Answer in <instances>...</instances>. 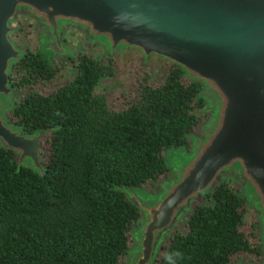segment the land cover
Returning <instances> with one entry per match:
<instances>
[{
  "label": "trees",
  "instance_id": "16d2710c",
  "mask_svg": "<svg viewBox=\"0 0 264 264\" xmlns=\"http://www.w3.org/2000/svg\"><path fill=\"white\" fill-rule=\"evenodd\" d=\"M49 51L26 49L13 60L9 80L21 90L6 111L30 134L58 126L43 140L46 170L17 168L12 148L0 145V264H125L131 229L141 211L116 185L158 186L168 173L166 151L188 146L191 132L211 111L203 83L169 60L158 83L142 76L111 104L96 83L113 61L80 54L73 76L42 85L64 67ZM233 174L174 228L154 264H237L235 255L264 254V239L244 227L247 196Z\"/></svg>",
  "mask_w": 264,
  "mask_h": 264
},
{
  "label": "water",
  "instance_id": "95a60500",
  "mask_svg": "<svg viewBox=\"0 0 264 264\" xmlns=\"http://www.w3.org/2000/svg\"><path fill=\"white\" fill-rule=\"evenodd\" d=\"M19 10L54 36L64 22L110 50L169 59L188 79L201 80L202 95L213 102L202 135L172 153L157 191L115 186L142 214L125 264H154L178 220L227 173L241 183L264 236V0H0V145L14 150L17 168L29 163L44 174L43 140L58 126L26 134L5 116L10 67L21 54L9 38Z\"/></svg>",
  "mask_w": 264,
  "mask_h": 264
},
{
  "label": "rangeland",
  "instance_id": "374dc122",
  "mask_svg": "<svg viewBox=\"0 0 264 264\" xmlns=\"http://www.w3.org/2000/svg\"><path fill=\"white\" fill-rule=\"evenodd\" d=\"M38 20L39 19L35 18L29 12L25 10H19L10 22L12 31L9 33V38L21 50L44 49L66 62L67 65H64L60 72H57L54 77L49 79V81H46L42 85L43 88H51L55 84L67 81L73 76L75 73V65L73 62H71V60L76 49H88L90 52L96 53V57H101V59H108V56L112 58L114 66L112 72L102 74L98 79L95 88L96 92H105L109 97L111 104L118 102L122 91H126L132 87H137L139 80L143 75L148 76L151 82L158 83L165 75L167 67L169 66V59L156 54L144 56L139 50L135 48L118 47L110 50L103 39H99L101 43L96 42V44H89L85 39L87 37L85 30L70 24L64 27L63 36L59 42V45L56 46L51 39L42 37L41 33L45 30V27L40 21L37 22ZM20 92L21 90L17 91V89H12V91L8 93L6 100L8 101L9 105L6 107L5 113L11 108V104H13V102L19 97ZM205 97L208 98L207 96ZM209 101L212 110L213 102L210 99ZM210 114L211 111L205 118L199 121L196 131L191 132V135H202L203 123L209 118ZM191 138L192 136L189 137L190 140ZM190 144L188 146H179L178 149H183L185 147L188 149L190 148ZM176 149L177 147H171L166 151V164L169 170L167 175L160 178L158 181V186L156 188H153L152 186H143L141 189L157 191L160 188V182L162 179L169 177L172 153ZM236 180L239 182L237 177ZM235 187L236 189H242L240 182L235 184ZM248 206L249 207L246 212L247 221L244 227L248 230H252L254 234H260V236L264 239L259 217L255 209L250 204ZM184 218L185 216L181 217L175 224L174 228L182 226L181 224L184 222ZM132 243L133 239L131 236L129 247L132 246ZM236 255L234 260L237 264H264V254L258 255L255 253L244 252L239 256ZM129 256V252L124 256L123 259L125 263L128 261Z\"/></svg>",
  "mask_w": 264,
  "mask_h": 264
},
{
  "label": "flooded vegetation",
  "instance_id": "af4514ba",
  "mask_svg": "<svg viewBox=\"0 0 264 264\" xmlns=\"http://www.w3.org/2000/svg\"><path fill=\"white\" fill-rule=\"evenodd\" d=\"M40 20H38L37 22H39ZM10 22H11V20H10ZM41 22V21H40ZM41 24H43L44 25V27H45V30L44 31H42V33H41V35H42V37L43 38H48V39H51L54 43H55V45L56 46H58L59 45V42H60V40H61V38H62V36H63V29H64V27L66 26V25H68V23H64V22H61L60 24H59V28H58V34H57V36H54L53 34H52V31H51V29L48 27V26H46L43 22H41ZM11 33V32H10ZM86 40H87V42L89 43V44H96V42H100L101 43V41H96V39H92V38H89V37H86L85 38ZM13 42V41H12ZM14 43V42H13ZM15 44V43H14ZM16 45V44H15ZM17 46V45H16ZM21 50V49H20ZM25 49H22L21 50V52L22 51H24ZM37 50V49H36ZM44 50V49H43ZM50 54L51 55H54L53 53H51L50 52ZM80 54H87V55H92V57H94V58H96V53H92V52H90L88 49H80V50H77L76 49V51H75V54L72 56V60H71V62H73L74 63V65H75V71H76V69H77V58H78V56L80 55ZM53 58H56V56H54ZM67 64H66V62H65V66H66ZM11 106H12V104H11ZM194 134H192V135H190V136H193Z\"/></svg>",
  "mask_w": 264,
  "mask_h": 264
},
{
  "label": "clouds",
  "instance_id": "9594fccd",
  "mask_svg": "<svg viewBox=\"0 0 264 264\" xmlns=\"http://www.w3.org/2000/svg\"><path fill=\"white\" fill-rule=\"evenodd\" d=\"M179 258H182V254L179 251L165 254V259L168 261V264H177Z\"/></svg>",
  "mask_w": 264,
  "mask_h": 264
}]
</instances>
